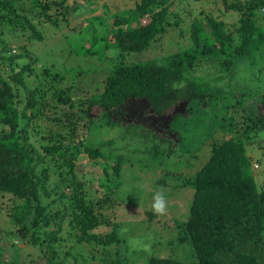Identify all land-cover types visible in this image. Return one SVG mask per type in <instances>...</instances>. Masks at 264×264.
<instances>
[{
	"label": "trees",
	"instance_id": "trees-1",
	"mask_svg": "<svg viewBox=\"0 0 264 264\" xmlns=\"http://www.w3.org/2000/svg\"><path fill=\"white\" fill-rule=\"evenodd\" d=\"M94 1L0 0V197L12 200L8 213L13 221V228L4 230L0 241L6 242L8 232L34 247L38 254L32 264H78L85 256L80 247L73 255L75 245L100 246L105 254L107 247L117 243L112 215L123 156L113 158L101 150L104 142L88 141L93 128L103 123L121 126L125 136L149 130L154 143L143 153L153 158L176 150L180 155L184 151L195 155L208 143L207 155L194 175L180 179L181 185L193 188L189 216L172 219L176 229L172 240L189 243L194 259L153 255L147 264H264V183L257 182L254 170V160L264 156L254 148L256 142L264 148V93L253 96L252 107L245 109L240 104L247 98L242 89L237 101V95L223 100V88L214 85L215 78L193 73L200 64L211 63L225 72L222 78L229 77L236 61L263 52L264 0H221L226 11L236 14L231 24L212 11L186 6L189 44L172 53L163 49L172 31L183 34L184 20L177 9L184 0H137L134 7L117 11L104 4L102 15L85 19L101 46L81 49L104 65L89 70L106 71L100 72L101 91L79 95L74 82L48 65L37 64L30 48L15 45L14 39L41 40L40 25L58 27L75 12L68 8L88 5L94 10ZM103 17L109 24H102ZM94 23L102 24L101 30ZM106 50L115 51L116 58L110 59ZM132 102L145 106L154 117L169 115L166 131L174 136L155 133L143 122H124L119 112ZM180 104L186 115L174 110ZM209 112L210 126L216 125L227 136L213 139L212 127L208 135L206 131L200 137L193 134V144L186 143L174 122L194 115V123L200 126L201 115ZM132 126H140L142 132L134 133ZM107 145L110 151L116 146L110 141ZM81 159L89 164L77 170ZM53 168L60 182L51 188ZM84 169L99 178L97 187L85 186L78 176ZM107 225L110 231L99 229ZM113 249L114 257L105 256L96 264H134L120 257L117 247ZM0 264L23 263L5 257Z\"/></svg>",
	"mask_w": 264,
	"mask_h": 264
},
{
	"label": "rangeland",
	"instance_id": "rangeland-1",
	"mask_svg": "<svg viewBox=\"0 0 264 264\" xmlns=\"http://www.w3.org/2000/svg\"><path fill=\"white\" fill-rule=\"evenodd\" d=\"M137 0H95L97 5L96 9L92 10L94 6H75L68 8L75 12L70 14L67 20H62L58 27L50 23L40 25L38 29L41 30L43 37L38 39H26L22 41L21 38H15L14 44L21 46L25 44L38 58L37 64L48 65L52 71L59 72L67 80L74 82L77 85L76 94H90L96 93L100 89V78L102 77L100 72H90L93 68L98 69L103 67V63L97 60L93 55H84L81 53V49L91 48L97 50L102 42H98L95 37L91 36V31L85 19L91 18L95 14H103L104 4L111 7V10H125L134 7V3ZM179 3L182 4L178 7V15L184 20L181 27L184 29L183 34H179L178 31H172V37L164 47V52L170 53L180 50L182 47L189 44L188 31L185 29L189 22V15L186 6H193L197 11L201 8L207 11H212L214 15L220 16L227 24H231L236 19V14L233 11L225 10L221 0H184ZM78 3L77 5H79ZM220 9V10H219ZM109 24L108 18L103 17L102 24ZM101 24V25H102ZM98 30H101V25L94 23ZM103 26V25H102ZM97 40V41H96ZM96 42V43H95ZM23 43V44H22ZM170 43V44H169ZM22 47V46H21ZM16 48V47H15ZM263 52L264 50L261 49ZM10 51H13L12 49ZM110 59L116 58V52L112 50H106ZM254 52L251 56H247L248 61H236L233 75L229 77L224 76L225 72L219 71L214 64L203 63L200 64L193 73L198 76H207L212 79L215 78L214 85L223 88L225 100L228 95L234 96L237 101L239 97V89L241 92L247 94L246 99L240 102L245 109L252 107L250 99L256 94L264 93V53ZM138 53V52H137ZM139 54V53H138ZM167 53H161L166 55ZM154 56V53L146 58ZM160 56V53H159ZM160 61V57H158ZM133 59V58H131ZM142 59L139 57V60ZM26 60V57L22 58ZM36 64V65H37ZM99 70V69H98ZM90 73L96 77L91 80L84 73ZM184 105L180 104L176 106L174 110L177 112H184ZM145 106H141L140 103L132 102L129 105L124 106L121 109L120 115L122 120L126 123L143 122L148 124L155 133L160 135L174 136L171 132L166 131V125L168 124L169 115L157 118L151 115ZM211 112V110H210ZM201 115L202 121L200 126L194 123V115L189 117H182L174 122L181 132H183L184 140L186 143L193 144L191 140L193 134H197L200 137L201 133L205 131L210 133V129L214 128L213 139H218L226 134L220 130L216 125L210 126V118L212 114ZM212 113V112H211ZM217 114V113H216ZM224 121L221 123L223 124ZM134 133L141 131V127H130ZM122 127L119 125H110L100 123L96 125L92 132L88 136L89 144H98L104 142L101 146L106 154H111L113 158L117 155H122V166L119 176V187L117 190L118 203L114 209V215L112 219L117 223L116 231L119 236L117 243L107 247L108 251L105 254H101V247L87 246L85 243L75 245L72 252L73 255L77 247L81 251L82 256H85L84 262L77 261L78 264H96L102 258H112L115 256L113 247H117L118 255L130 263L147 264V260L150 256H171L180 260H193L194 255L189 243H176L172 240L176 229L172 227V219L186 220L189 216V207L192 201L193 188L189 185H181L180 179L184 180L194 175V171L198 165L204 161L208 151V143L202 144L201 150L193 155L194 151L180 155L179 150L170 153L162 157L153 158L143 150H146V146H151L152 133L149 130L141 131L138 135L125 136L122 133ZM148 131V133H147ZM173 134H176L173 131ZM145 136V138H144ZM227 136V135H226ZM160 137V136H159ZM204 137L200 140L203 141ZM36 140V139H35ZM114 142L113 151L109 150L107 142ZM199 140L196 142L199 144ZM166 143V142H164ZM163 143V144H164ZM195 143V142H194ZM121 145V149L117 145ZM199 144V146L201 145ZM166 145V144H164ZM187 146V144H186ZM254 148L264 152V148L259 143H254ZM198 156V157H197ZM264 156L259 155L258 161L254 166V170L257 174L258 183H264ZM263 159V160H261ZM201 161V162H200ZM200 162V163H199ZM89 164V163H88ZM83 159L77 162V170L83 169L88 165ZM55 168L50 169V181L54 182L51 188L58 184L59 178L57 173L52 171ZM85 173H78L84 182L85 186L99 185V178L95 174L89 173L84 169ZM57 172V171H56ZM97 187V186H96ZM64 191L67 190V187ZM91 194H94L92 189ZM159 192L162 193L165 200V209L162 213H158L153 209V197ZM12 206V200L7 195L0 197V237L3 235L4 230L13 228V221L9 208ZM148 212H152V216H149ZM102 232L111 230V226L107 225L99 228ZM5 241H0V260L6 258H17L23 264H32L36 261L38 254L34 247L27 245L24 242H19L17 238L13 237L11 233H5ZM11 247L10 249H7ZM92 250V252H90ZM75 256H80L76 254ZM80 256V257H82ZM32 262V263H31ZM42 263L44 261L42 260ZM69 261L66 263L68 264Z\"/></svg>",
	"mask_w": 264,
	"mask_h": 264
},
{
	"label": "clouds",
	"instance_id": "clouds-1",
	"mask_svg": "<svg viewBox=\"0 0 264 264\" xmlns=\"http://www.w3.org/2000/svg\"><path fill=\"white\" fill-rule=\"evenodd\" d=\"M165 200V196L157 192L153 197V209L158 213H162L165 209Z\"/></svg>",
	"mask_w": 264,
	"mask_h": 264
},
{
	"label": "built area",
	"instance_id": "built-area-1",
	"mask_svg": "<svg viewBox=\"0 0 264 264\" xmlns=\"http://www.w3.org/2000/svg\"><path fill=\"white\" fill-rule=\"evenodd\" d=\"M255 166H256V164H255Z\"/></svg>",
	"mask_w": 264,
	"mask_h": 264
}]
</instances>
